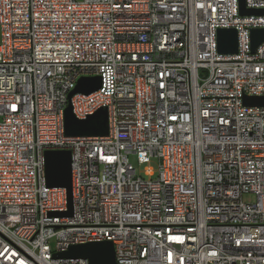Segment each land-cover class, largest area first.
<instances>
[{
	"label": "built area",
	"instance_id": "1",
	"mask_svg": "<svg viewBox=\"0 0 264 264\" xmlns=\"http://www.w3.org/2000/svg\"><path fill=\"white\" fill-rule=\"evenodd\" d=\"M230 27L237 52L219 53ZM257 27L239 0H0V264H88L54 253L102 240L118 264H264V106L243 104L264 95ZM68 104L78 119L106 107L108 134L66 135ZM59 149L70 215L45 180ZM128 154L156 158V176Z\"/></svg>",
	"mask_w": 264,
	"mask_h": 264
},
{
	"label": "water",
	"instance_id": "2",
	"mask_svg": "<svg viewBox=\"0 0 264 264\" xmlns=\"http://www.w3.org/2000/svg\"><path fill=\"white\" fill-rule=\"evenodd\" d=\"M239 13L241 15L263 14L264 9L248 8L245 0H239ZM251 50L264 41V27L251 28ZM217 51L223 54L237 52V31L235 28H219L217 30ZM101 86L100 76L80 77L69 98L75 93L89 94ZM245 105L264 106V95L246 96ZM64 130L69 136H102L108 134V113L106 107L97 109L85 119H78L72 113L71 105L64 109ZM45 180L49 187H62L66 190L68 211L72 213L71 196V152L69 149L45 151ZM55 257H82L88 264H118L115 259L114 245L110 240L93 241L70 246L63 252L54 253Z\"/></svg>",
	"mask_w": 264,
	"mask_h": 264
},
{
	"label": "rangeland",
	"instance_id": "3",
	"mask_svg": "<svg viewBox=\"0 0 264 264\" xmlns=\"http://www.w3.org/2000/svg\"><path fill=\"white\" fill-rule=\"evenodd\" d=\"M128 161L132 164V166L135 168L137 175H140L143 178H148V176L144 173V170L146 167L150 166L154 170L153 178L157 174V159L151 158L149 163H138L137 158L133 154H128ZM243 201H254L255 195L252 193H245L242 195ZM53 245V242H51Z\"/></svg>",
	"mask_w": 264,
	"mask_h": 264
}]
</instances>
